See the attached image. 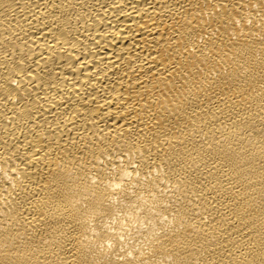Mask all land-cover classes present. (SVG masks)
I'll list each match as a JSON object with an SVG mask.
<instances>
[{
  "label": "bare ground",
  "instance_id": "obj_1",
  "mask_svg": "<svg viewBox=\"0 0 264 264\" xmlns=\"http://www.w3.org/2000/svg\"><path fill=\"white\" fill-rule=\"evenodd\" d=\"M0 264H264V0H0Z\"/></svg>",
  "mask_w": 264,
  "mask_h": 264
}]
</instances>
